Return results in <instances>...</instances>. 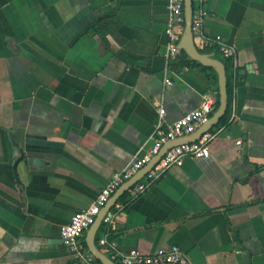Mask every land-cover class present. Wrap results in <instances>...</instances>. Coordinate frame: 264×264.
Masks as SVG:
<instances>
[{"label":"crops","instance_id":"crops-1","mask_svg":"<svg viewBox=\"0 0 264 264\" xmlns=\"http://www.w3.org/2000/svg\"><path fill=\"white\" fill-rule=\"evenodd\" d=\"M204 12L199 52L225 57L217 36L236 50L229 120L208 158L125 193L96 239L115 264L172 246L188 264H264V0ZM169 21L167 0H0V264H86L62 227L151 148L160 108L171 124L218 100L214 67L181 64L183 47L172 64Z\"/></svg>","mask_w":264,"mask_h":264},{"label":"built area","instance_id":"built-area-1","mask_svg":"<svg viewBox=\"0 0 264 264\" xmlns=\"http://www.w3.org/2000/svg\"><path fill=\"white\" fill-rule=\"evenodd\" d=\"M170 9V21L166 27V34L168 36V57L174 62L178 58L181 48L180 29L185 26V0H167ZM208 0H193L196 9L193 12L192 23L193 32L200 31L203 24L204 4ZM179 27V29H177ZM214 45L225 57H233L236 50L233 46L228 45L222 37L217 36L210 39L208 42ZM171 85L170 80L166 81ZM217 101L212 94L203 96L202 102L198 108L185 114L177 121L166 124L165 110L159 109L160 120L157 126L156 133L152 138L151 148L140 158L133 161L128 167L121 172L116 173L110 182L104 187L95 202L87 209L75 214L70 223L63 226L61 229V238L63 243L68 246L75 254L86 264H97V258L84 247L82 242L83 235L90 229L95 222L98 214L109 202L111 197L117 190L127 181H129L135 174L144 168L151 160L160 152V150L177 139L189 138L198 129L206 125L211 117L217 111ZM213 138L211 132L204 134L199 140L195 142L181 143L170 148L158 163L141 179L131 191L132 196H138L145 192L151 185L159 180L170 168L174 166H182L186 159H202L210 156L209 141ZM240 143V142H239ZM124 205L117 203L114 208L116 212L110 210L104 217L103 223L111 224L117 212L124 209ZM109 232H106L98 242L101 245H107ZM123 264H188L185 256L177 246L170 248H161L151 257H145L139 252H132L125 255L122 259Z\"/></svg>","mask_w":264,"mask_h":264},{"label":"water","instance_id":"water-1","mask_svg":"<svg viewBox=\"0 0 264 264\" xmlns=\"http://www.w3.org/2000/svg\"><path fill=\"white\" fill-rule=\"evenodd\" d=\"M193 0H185V30L181 39V48L183 47L190 57L202 64L204 66L214 67L219 76V106L215 114L211 117L209 122L201 127L198 132L192 138H184L179 141L171 142L164 146L160 152L148 163L144 168H142L137 174H135L129 181L124 183L117 192L111 197L109 202L98 214L95 222L92 224L90 229L86 234V242L89 251L103 264H115L110 258L103 254L97 246V233L100 230L104 217L106 214L114 208V206L119 202L121 197L129 191L133 186H135L143 177L148 174L150 170L158 163V161L163 157V155L173 146L181 143L195 142L199 140L204 134L210 132L226 114L228 109V83L227 75L224 64L216 59H212L205 54H202L197 49L194 42V32L192 17L194 12Z\"/></svg>","mask_w":264,"mask_h":264},{"label":"trees","instance_id":"trees-1","mask_svg":"<svg viewBox=\"0 0 264 264\" xmlns=\"http://www.w3.org/2000/svg\"><path fill=\"white\" fill-rule=\"evenodd\" d=\"M194 7V10L196 9V5L194 4L193 5ZM211 57H215V55H210ZM180 58L183 60V62L181 64H196V61H194L193 59H191V57L189 56V54L186 52L185 49H182L181 50V53H180ZM179 59V57H178ZM177 59V60H178ZM176 60V61H177ZM176 61L172 62V64H174ZM220 61L224 64L225 66V69H226V75H227V83H228V95H229V98H228V109H227V112L226 114L222 117V119L219 121V123L215 126V129L216 128H219L220 126L226 124L229 120V105H230V102H231V94H232V90H231V77H232V59L231 57H221L220 58ZM175 68V67H174ZM213 70L215 71V69L213 68ZM215 73L217 74V72L215 71ZM219 106V97H218V100H217V108ZM214 130H212L213 132ZM211 132V131H210ZM211 132V133H212ZM125 196L126 194H124L121 199L119 200L120 202H124L125 201ZM102 231H104V224H102L98 234H97V240L99 239ZM85 246L87 247L86 245V242H85Z\"/></svg>","mask_w":264,"mask_h":264}]
</instances>
